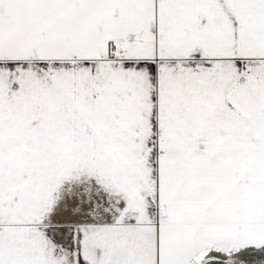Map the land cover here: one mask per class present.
<instances>
[{
  "label": "snow or ice",
  "instance_id": "obj_1",
  "mask_svg": "<svg viewBox=\"0 0 264 264\" xmlns=\"http://www.w3.org/2000/svg\"><path fill=\"white\" fill-rule=\"evenodd\" d=\"M0 264H264V0H0Z\"/></svg>",
  "mask_w": 264,
  "mask_h": 264
}]
</instances>
